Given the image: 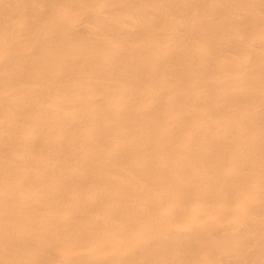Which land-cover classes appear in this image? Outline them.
I'll use <instances>...</instances> for the list:
<instances>
[{"label": "bare ground", "instance_id": "6f19581e", "mask_svg": "<svg viewBox=\"0 0 264 264\" xmlns=\"http://www.w3.org/2000/svg\"><path fill=\"white\" fill-rule=\"evenodd\" d=\"M0 264H264V0H0Z\"/></svg>", "mask_w": 264, "mask_h": 264}]
</instances>
